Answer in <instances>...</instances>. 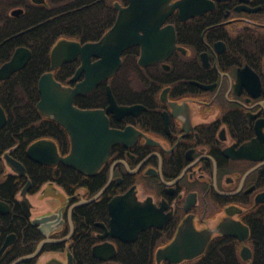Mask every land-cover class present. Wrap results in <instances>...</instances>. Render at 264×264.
Wrapping results in <instances>:
<instances>
[{
    "label": "flooded vegetation",
    "instance_id": "obj_1",
    "mask_svg": "<svg viewBox=\"0 0 264 264\" xmlns=\"http://www.w3.org/2000/svg\"><path fill=\"white\" fill-rule=\"evenodd\" d=\"M28 2L44 7L49 5L47 0ZM118 2L127 5L126 0ZM214 3L212 10L199 16L181 20L175 9L166 18L163 25H173L176 47L165 59L142 66L138 63L139 46H132L122 53V63L124 55L129 54L140 73L137 81L134 76L129 78L125 91L118 89L122 98L115 97L119 107L133 106L131 112L121 115L115 109L106 113L110 128L127 130L125 140L112 145L108 158L94 175L81 173L86 177L104 176V183L96 193L108 183L95 200L74 205L89 200L96 193L86 197V189L82 187L73 194H66L52 181L45 183L37 193H31L26 168L25 174L19 175L6 164L4 153L0 156L12 181H16V177L25 178L20 188L19 181L15 183L18 193L14 197L0 198L7 205L6 212L0 211V249L10 240L0 254V264L4 263L1 259L11 247L25 239L18 240L14 231L4 233L3 225L7 221L23 217L25 223L38 231L40 240L35 250L46 238L47 229L51 228L49 238L69 235V214L73 224L71 235L61 242L45 243L40 253L29 259L35 258V264H38L41 257L47 255L41 264L52 259L65 263L70 253L74 264L73 211L80 205L100 200L98 211L102 217L94 222L96 241L91 245V254L94 245L110 242L116 250L113 258L106 261L92 256L102 262L113 261L117 243L130 241L101 235L110 228V201L130 189L140 203L151 204L159 215L156 222L162 226L152 225L138 234V237L142 232L157 235L153 252L155 264H175L168 259L158 260L156 252L173 240L184 222H190L197 230L215 229L220 223L225 224L224 230L233 225L247 228L248 236L244 240L216 232L213 235L234 240L239 246L241 260L251 264L253 225L264 219V201L260 200L264 192V4H255L253 0H214ZM242 5L260 8L246 10L239 8ZM15 8H21L23 12L12 16L10 11ZM24 11L22 5L12 6L8 16L16 18ZM207 15L211 17L207 18ZM214 15L216 17H212ZM173 16L182 26L169 21L174 20ZM75 61L79 66L80 60ZM115 74L98 85L106 83V88L108 85L111 88L108 82ZM82 78L83 74L78 80ZM69 79L65 84L74 85L75 81L70 83ZM106 106L107 95L104 106L89 108L105 109ZM5 153L10 155L8 151ZM28 182L26 196L30 202V214L27 216L20 193ZM59 208L61 216L54 215L53 222H34L58 212ZM7 216L10 218L5 219ZM47 245H55L57 249L48 252L44 250ZM244 246L251 251L248 259L241 255Z\"/></svg>",
    "mask_w": 264,
    "mask_h": 264
},
{
    "label": "water",
    "instance_id": "obj_2",
    "mask_svg": "<svg viewBox=\"0 0 264 264\" xmlns=\"http://www.w3.org/2000/svg\"><path fill=\"white\" fill-rule=\"evenodd\" d=\"M42 3L45 0H32ZM127 5L118 1L114 2L117 10L113 25L96 41L81 43L74 39H59L50 51V70L43 73L38 80L40 98L36 104L41 115L51 118L59 123L68 133L70 149L65 155L58 152L54 141L39 139L32 142L26 150L29 159L39 164L53 165L61 163L72 167L78 172L92 176L100 168L109 156L113 144L124 141L127 130L120 131L109 127L106 113L118 109L121 115L131 112L133 106H118L110 86L106 88L107 106L102 108H80L74 105L75 96L91 92L103 80L112 77L122 64V53L132 47H140L139 65L146 66L156 61L163 60L171 54L176 47V36L173 25H163L166 18L175 10L181 20L195 17L214 8V0H126ZM246 2L247 0H242ZM246 10L257 8L241 7ZM21 8L10 11L12 16L22 13ZM27 28L22 32L28 31ZM31 56V50L26 46H18L11 57L0 65V82L7 79L12 73L22 69ZM93 58H95L93 60ZM79 59L77 67L69 82L75 81L74 85L63 84L56 80L53 70L66 62ZM83 78L78 80L80 75ZM6 113L0 105V129L6 123ZM3 158L9 168L19 175L25 174L24 165L4 153ZM108 183L89 200H81L74 204L91 202L95 200L107 187ZM29 182L21 190V205L28 216L30 214V202L26 196ZM264 201V192L260 197ZM73 205V206H74ZM69 208V213L72 210ZM0 211L6 212L7 205L0 201ZM111 218L109 229L101 237L110 235L123 242L136 240L140 231L157 224V210L151 204L140 203L133 191L128 190L125 194L115 196L109 203ZM60 218L61 208L58 212L37 218L38 222H53V216ZM70 233L64 238H49L46 230V238L37 245L36 249L26 255L20 256L10 264H18L23 260L37 256L45 243L61 242L66 240L72 233L73 224L69 214ZM225 224H219L215 229L197 230L190 222H184L178 228L173 240L156 252V257L168 259L172 263H180L184 260L196 258L201 255L213 234L234 236L244 240L248 236L247 228L231 226V229H223ZM10 243L7 240L0 249V254ZM116 250L112 243L104 242L92 247L93 256L109 260L113 258ZM251 251L247 246L241 249L244 259L250 257ZM45 264H72V256L68 253L67 262L52 259Z\"/></svg>",
    "mask_w": 264,
    "mask_h": 264
},
{
    "label": "trees",
    "instance_id": "obj_3",
    "mask_svg": "<svg viewBox=\"0 0 264 264\" xmlns=\"http://www.w3.org/2000/svg\"><path fill=\"white\" fill-rule=\"evenodd\" d=\"M48 6L32 5L28 0H0V65L7 61L16 47L26 46L31 50L27 64L0 82V105L6 113V123L0 129V156L9 152L26 168L27 179L31 181L29 192L37 191L45 183L52 181L66 194L78 189H86V197L94 195L103 185L104 176L86 177L75 169L57 165H43L30 160L26 155L29 144L39 139L54 141L60 154H66L70 141L65 129L51 118L41 115L36 104L40 98L39 77L50 70V51L62 38L74 39L81 43L98 40L114 23L117 11L113 6L116 0H47ZM122 1V0H118ZM264 4V0H253ZM22 5L24 13L19 17L8 16L7 8ZM176 25L182 26L175 16ZM211 17V15L206 16ZM216 17V15L212 16ZM173 20V21H172ZM25 33L19 32L32 27ZM178 26V27H179ZM178 30V29H177ZM179 33V30H178ZM132 56L124 55L123 63L108 83L116 99L122 98L118 89L126 90L129 78L138 80V65ZM78 61L64 63L53 70L56 80L65 84L74 74ZM74 104L81 108L102 107L106 104V83L98 85L86 96H76ZM24 184V177L6 174V165L0 159V198L14 197ZM99 202L76 207L73 211L74 238L72 252L74 264H155L153 261L157 235L142 232L136 241L117 243V254L113 261L102 262L91 254V245L96 241L93 235L94 222L101 219ZM9 219L7 216L5 219ZM16 232L18 240L1 260L9 264L18 256L30 253L40 240V234L24 221L23 217H13L3 225V232ZM253 258L251 264H264V219L251 232ZM20 244V245H19ZM21 246V247H20ZM238 245L231 238L213 235L204 252L196 258L177 264H247L238 254ZM57 249L47 245L44 250ZM9 255L11 257L8 259ZM46 255L43 259L47 258ZM36 259H27L18 264H35ZM2 263V262H1ZM169 264V263H163Z\"/></svg>",
    "mask_w": 264,
    "mask_h": 264
},
{
    "label": "rangeland",
    "instance_id": "obj_4",
    "mask_svg": "<svg viewBox=\"0 0 264 264\" xmlns=\"http://www.w3.org/2000/svg\"><path fill=\"white\" fill-rule=\"evenodd\" d=\"M8 10H9V8H7V9H6V11H7V12H8ZM53 196H54V195H53ZM44 257H45V255L41 257V258H42V260H41V261H39V262H38V264H41V263H42V261H43V258H44Z\"/></svg>",
    "mask_w": 264,
    "mask_h": 264
}]
</instances>
